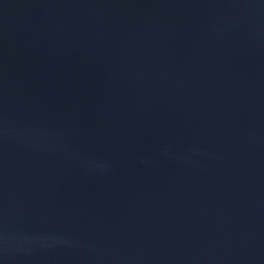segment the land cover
Returning a JSON list of instances; mask_svg holds the SVG:
<instances>
[{
  "label": "water",
  "instance_id": "1",
  "mask_svg": "<svg viewBox=\"0 0 264 264\" xmlns=\"http://www.w3.org/2000/svg\"><path fill=\"white\" fill-rule=\"evenodd\" d=\"M264 50V0H0V264H140Z\"/></svg>",
  "mask_w": 264,
  "mask_h": 264
}]
</instances>
